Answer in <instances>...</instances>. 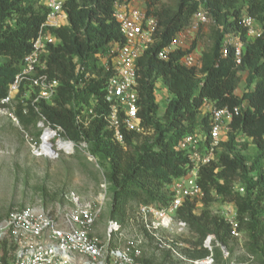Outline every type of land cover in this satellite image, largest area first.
<instances>
[{"label":"trees","instance_id":"16d2710c","mask_svg":"<svg viewBox=\"0 0 264 264\" xmlns=\"http://www.w3.org/2000/svg\"><path fill=\"white\" fill-rule=\"evenodd\" d=\"M115 1H66L69 23L51 29L61 41L43 57L45 71L59 80L58 92L52 102L39 103L41 111L52 122L62 125L69 138L86 141L102 170V162H106L112 218L124 226L133 202L157 207L169 205L173 180L192 167L188 152L179 147L181 141L198 131L208 134L209 112L205 105L241 107L230 123L227 139L216 150L215 159L198 169L197 181L204 192L203 209L196 213L197 200H186L176 217L189 224V232L198 238L196 245L201 246L198 254L189 256L193 259L208 256L210 251L203 242L211 236L214 259L220 264H230L233 254L229 243L239 239L232 236L231 225L219 212L214 214L210 205L217 200L221 204L234 203L239 229L247 237L245 250L259 264H264V32L259 37H250L241 21L246 10L264 24V0H174L173 5L149 1L148 12L157 16L159 27L154 43L138 58L137 70L139 116L145 132L151 130L153 134L143 139L145 132H126L124 143L114 138L104 117L110 109L104 97L111 71L103 67L101 58L115 44L123 45L126 41L114 17ZM200 7L208 11L214 23L212 45L199 52L201 65L183 64V56L197 52L191 47H177L167 60L160 58L159 51L170 46L177 34L191 24ZM46 14L47 8L40 0H0V101L8 95L24 57L31 52ZM228 34L244 42L240 63L234 47L226 56L222 54L223 40ZM77 63L85 67L84 73L76 71ZM241 71L247 72L246 88L238 95ZM86 73L95 77L83 80ZM158 82L169 94L161 120L157 119ZM26 87L22 84L19 89L14 112L21 125L29 129L36 126V113L30 104L27 113L23 111L25 105L20 96ZM78 114L89 115L90 123L87 126L78 123ZM249 146L256 151L252 157L245 153ZM236 182L244 186L243 193L239 186L235 188ZM216 242L228 248L231 258L223 256ZM142 261L154 264L151 259Z\"/></svg>","mask_w":264,"mask_h":264},{"label":"built area","instance_id":"2783aa9c","mask_svg":"<svg viewBox=\"0 0 264 264\" xmlns=\"http://www.w3.org/2000/svg\"><path fill=\"white\" fill-rule=\"evenodd\" d=\"M66 1L40 0L47 8L45 21L33 40L31 52L24 57L22 68L11 83L8 95L0 101V114L9 116L15 124L21 125L19 117L14 112V104L18 100L21 85H27L20 100L25 105L24 113H27L28 104L36 113L35 130L32 134L24 130L32 155L57 159L61 154H73L77 149H82L102 171L97 158L88 150L87 142L69 138L64 127L52 122L39 107L41 101L52 102L58 92L59 80L50 77L45 71L46 63L43 57L51 46L58 45L61 41L52 34L51 29L69 23ZM114 17L126 41L123 45L115 44L109 49L107 56L101 58L103 67L111 71L104 97L110 109L104 117L114 138L124 143L126 132H145L139 116L137 60L154 43L159 21L146 7L120 0L115 3ZM210 20L208 11L200 7L194 14L191 24L177 34L170 46L159 51V57L167 60L169 53L181 43L179 36L191 35ZM241 21L247 29L248 36L256 38L263 34L261 22L249 15L246 10ZM231 47H234L236 60L240 63L244 42L239 37L228 34L223 40L222 54L226 56ZM182 62L186 66H200V53L194 51L187 53L183 56ZM76 71L84 73L85 67L77 63ZM89 77L95 75L86 73L83 80ZM205 108L209 112L208 134L198 131L186 135L181 141L179 147L188 152L192 167L188 173L173 180L170 188L171 202L165 207L141 204L139 208L142 224L155 243L161 249L168 250L173 257L184 260L186 257L182 250L187 244L178 236L189 233V224L176 217L177 210L186 200H197V204H201L204 192L197 181L198 169L215 159L216 150L221 142L227 139L234 115L239 114L241 110L239 106L219 108L212 103L206 104ZM88 111L90 114L93 113L92 108ZM88 116L85 115L84 118L83 114H78L77 122L87 126L90 123ZM101 187L95 199L85 200L76 192H69L66 196L68 206L58 212L28 206L8 213L0 221V264H144L142 261L144 238L139 234L128 236L118 219L111 218L106 226L105 241L92 235L108 196L106 179ZM238 189L241 193L245 191L244 186H239ZM219 213L231 225L232 236L241 240L243 234L239 229L235 204L232 202L221 204ZM115 239L118 240V244L115 243ZM216 244L221 247L225 258H231L230 251L225 245L219 242ZM203 246L210 254L202 259H188L189 262L194 264L215 262L213 252L215 244L211 236L205 238ZM242 252L247 261L240 262L231 258L230 264L255 261L254 255L246 250Z\"/></svg>","mask_w":264,"mask_h":264},{"label":"rangeland","instance_id":"374dc122","mask_svg":"<svg viewBox=\"0 0 264 264\" xmlns=\"http://www.w3.org/2000/svg\"><path fill=\"white\" fill-rule=\"evenodd\" d=\"M149 1L133 0L136 6L142 7H146ZM157 2L158 5L174 4V0H158ZM262 25L264 27L263 23ZM213 30L214 23L210 20L191 35L179 36L181 43H178L177 47L182 46L186 49L191 47L196 48L197 52H202L212 45ZM246 77L247 72L241 71V82L236 92L238 95H242L246 88ZM156 99L160 106L157 119L161 120L169 99L167 89L161 82L157 84ZM29 129L15 124L9 116L0 114V216L4 218L13 210L28 206L58 212L68 206L66 196L71 191L79 194L82 199H95L101 191V184L106 179V162H102L103 170L101 171L82 149H77L73 154H61L57 159L34 156L25 139L24 130L32 134L35 129L32 127ZM152 134L153 131L146 130L143 139ZM245 153L252 157L256 151L253 146H249ZM240 184L241 182H236L235 188ZM217 201L210 205V210L214 214L220 210L221 203ZM111 204L109 192L102 214L96 223L100 232L99 238L102 241L106 240V226L112 218ZM140 206L138 202L131 204L130 218L122 229L126 230L130 237L139 234L144 238L142 260L151 259L154 264H194L188 259L192 258L190 254H198L201 249V246L196 245L198 238L191 232L178 236L187 244L185 252V248L182 250L186 259L173 257L168 250L161 249L146 232L139 215ZM203 207L204 205L198 204L195 212L200 213ZM243 236L242 241L233 240L229 243L233 258L240 262L247 261L242 252L247 247L245 245L247 237L245 234ZM115 243L118 244V240L115 239ZM213 264L220 263L215 260ZM246 264H259V261L257 259Z\"/></svg>","mask_w":264,"mask_h":264},{"label":"crops","instance_id":"0c3cea01","mask_svg":"<svg viewBox=\"0 0 264 264\" xmlns=\"http://www.w3.org/2000/svg\"><path fill=\"white\" fill-rule=\"evenodd\" d=\"M117 1V0H116ZM116 1H115V3H116ZM120 1H125V0H120ZM125 2H132V3H134L133 2V0L132 1H125ZM114 6H115V4H114ZM140 7H142V6H140ZM146 8H147V6H146ZM125 226V225H124ZM190 233V232H189ZM92 235H94V236H96V237H99V235H100V232H99V229H98V226H94V228H93V230H92Z\"/></svg>","mask_w":264,"mask_h":264},{"label":"clouds","instance_id":"9594fccd","mask_svg":"<svg viewBox=\"0 0 264 264\" xmlns=\"http://www.w3.org/2000/svg\"><path fill=\"white\" fill-rule=\"evenodd\" d=\"M148 10V9H147ZM245 11V10H244ZM247 12V11H246ZM248 13V12H247ZM249 14V13H248ZM250 15V14H249ZM252 16V15H251ZM210 17V16H209ZM257 19V18H256ZM212 20V19H211ZM260 21V20H259ZM261 22V21H260ZM262 24V23H261ZM263 26V25H262ZM264 28V27H263Z\"/></svg>","mask_w":264,"mask_h":264}]
</instances>
